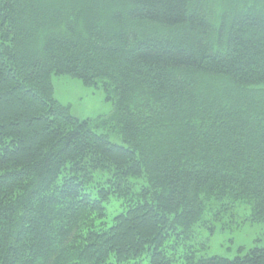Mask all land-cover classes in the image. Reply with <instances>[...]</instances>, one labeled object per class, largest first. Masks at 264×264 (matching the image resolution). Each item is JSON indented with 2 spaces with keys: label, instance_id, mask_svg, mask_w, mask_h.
<instances>
[{
  "label": "trees",
  "instance_id": "16d2710c",
  "mask_svg": "<svg viewBox=\"0 0 264 264\" xmlns=\"http://www.w3.org/2000/svg\"><path fill=\"white\" fill-rule=\"evenodd\" d=\"M242 207L264 225V0H0V264H264L187 245Z\"/></svg>",
  "mask_w": 264,
  "mask_h": 264
},
{
  "label": "rangeland",
  "instance_id": "374dc122",
  "mask_svg": "<svg viewBox=\"0 0 264 264\" xmlns=\"http://www.w3.org/2000/svg\"><path fill=\"white\" fill-rule=\"evenodd\" d=\"M53 85L54 98L70 107L71 114L76 118L96 119L108 116L113 111V105L106 100L102 88L87 87L79 79L70 76H53ZM111 141L120 143L116 136H112ZM122 210V201L112 198L111 205L108 206L110 218L118 215ZM247 213V208L242 207L236 213L235 221L223 215L220 220L212 223V229L205 226L197 227L195 229L196 240L187 242V245H196L197 248H201L202 251L198 253L200 256L216 255L230 259L239 255L241 248L247 251L254 247H264V225L252 221L243 223ZM179 248L185 249V246L181 245ZM168 251L172 258H177L179 254L184 253V251H178L172 254V250ZM141 264H147V262ZM174 264H182V259Z\"/></svg>",
  "mask_w": 264,
  "mask_h": 264
}]
</instances>
